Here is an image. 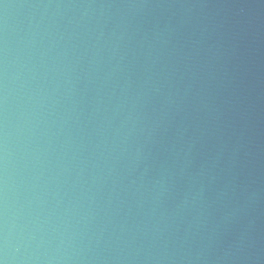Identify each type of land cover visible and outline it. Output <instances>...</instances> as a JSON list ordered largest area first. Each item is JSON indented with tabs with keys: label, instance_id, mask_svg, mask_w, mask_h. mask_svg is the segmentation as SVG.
<instances>
[{
	"label": "water",
	"instance_id": "95a60500",
	"mask_svg": "<svg viewBox=\"0 0 264 264\" xmlns=\"http://www.w3.org/2000/svg\"><path fill=\"white\" fill-rule=\"evenodd\" d=\"M3 264H264V0H0Z\"/></svg>",
	"mask_w": 264,
	"mask_h": 264
},
{
	"label": "clouds",
	"instance_id": "9594fccd",
	"mask_svg": "<svg viewBox=\"0 0 264 264\" xmlns=\"http://www.w3.org/2000/svg\"><path fill=\"white\" fill-rule=\"evenodd\" d=\"M0 264H3V262H2V261H0Z\"/></svg>",
	"mask_w": 264,
	"mask_h": 264
}]
</instances>
